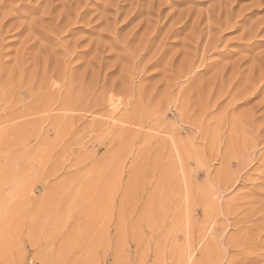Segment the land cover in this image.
<instances>
[{
  "label": "rangeland",
  "instance_id": "374dc122",
  "mask_svg": "<svg viewBox=\"0 0 264 264\" xmlns=\"http://www.w3.org/2000/svg\"><path fill=\"white\" fill-rule=\"evenodd\" d=\"M0 264H264V0H0Z\"/></svg>",
  "mask_w": 264,
  "mask_h": 264
},
{
  "label": "bare ground",
  "instance_id": "6f19581e",
  "mask_svg": "<svg viewBox=\"0 0 264 264\" xmlns=\"http://www.w3.org/2000/svg\"><path fill=\"white\" fill-rule=\"evenodd\" d=\"M111 105H112V103H111ZM113 108V107H112Z\"/></svg>",
  "mask_w": 264,
  "mask_h": 264
}]
</instances>
